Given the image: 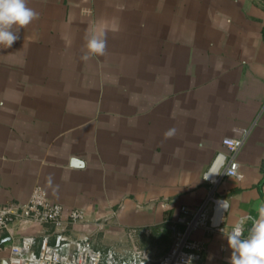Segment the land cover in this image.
<instances>
[{
	"label": "crops",
	"instance_id": "0c3cea01",
	"mask_svg": "<svg viewBox=\"0 0 264 264\" xmlns=\"http://www.w3.org/2000/svg\"><path fill=\"white\" fill-rule=\"evenodd\" d=\"M27 2L39 18L0 46V204L42 186L63 207L65 237L149 264L182 229L180 208L209 194L226 201L224 230L243 221L250 234L264 207V0ZM101 30L105 54L82 60ZM224 137L242 141L238 177L210 184ZM75 208L85 218L74 228ZM54 234L11 220L0 262L24 235L37 252ZM192 237L203 251L191 264H230L223 232Z\"/></svg>",
	"mask_w": 264,
	"mask_h": 264
},
{
	"label": "built area",
	"instance_id": "2783aa9c",
	"mask_svg": "<svg viewBox=\"0 0 264 264\" xmlns=\"http://www.w3.org/2000/svg\"><path fill=\"white\" fill-rule=\"evenodd\" d=\"M240 139L224 137L221 140L226 153H218L203 178L210 184H215L218 176L238 177V162L236 154L241 146ZM215 170L214 177L209 176ZM223 202L222 209L220 208ZM210 205L211 213L207 211ZM226 201L207 195L202 204L195 210L182 206L177 223L182 229H176L174 239L168 252L159 258L157 264H191L197 260L203 251V243L192 237V233L199 228L208 227L216 232H223L225 240L233 228L222 227ZM70 226L77 227L84 221L85 215L81 209H71L68 214ZM11 220L19 223L34 222L54 226L55 234L52 243L47 237L42 238L38 251L34 252V236L24 235L19 241L9 246L7 255L8 264H149L137 253L127 257L116 256L107 250H94L87 238L70 239L62 234L63 207L49 199L47 191L42 186H35L24 203L0 204V234L7 229ZM244 234L242 238H247Z\"/></svg>",
	"mask_w": 264,
	"mask_h": 264
},
{
	"label": "clouds",
	"instance_id": "9594fccd",
	"mask_svg": "<svg viewBox=\"0 0 264 264\" xmlns=\"http://www.w3.org/2000/svg\"><path fill=\"white\" fill-rule=\"evenodd\" d=\"M38 18L39 13L28 6L27 0H0V46L11 48L20 38L19 30ZM85 47L82 60L103 56L107 49L106 32L101 30L91 35ZM222 205L223 202L221 209ZM243 223H238L227 236L228 246L232 250L230 264H264V207L260 208L259 219L254 222L247 238H242Z\"/></svg>",
	"mask_w": 264,
	"mask_h": 264
},
{
	"label": "water",
	"instance_id": "95a60500",
	"mask_svg": "<svg viewBox=\"0 0 264 264\" xmlns=\"http://www.w3.org/2000/svg\"><path fill=\"white\" fill-rule=\"evenodd\" d=\"M71 164H72V166H74V167H82V162L81 161H79V160H77L76 158H73L72 160H71ZM5 261V263L4 262H0V264H8L7 263V260H4Z\"/></svg>",
	"mask_w": 264,
	"mask_h": 264
},
{
	"label": "bare ground",
	"instance_id": "6f19581e",
	"mask_svg": "<svg viewBox=\"0 0 264 264\" xmlns=\"http://www.w3.org/2000/svg\"><path fill=\"white\" fill-rule=\"evenodd\" d=\"M214 174H215V170H213L209 176L214 177Z\"/></svg>",
	"mask_w": 264,
	"mask_h": 264
}]
</instances>
